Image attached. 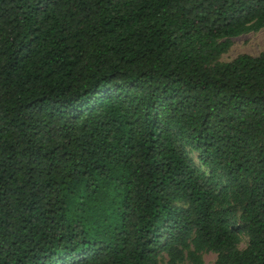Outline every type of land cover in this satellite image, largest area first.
I'll list each match as a JSON object with an SVG mask.
<instances>
[{
    "label": "trees",
    "instance_id": "1",
    "mask_svg": "<svg viewBox=\"0 0 264 264\" xmlns=\"http://www.w3.org/2000/svg\"><path fill=\"white\" fill-rule=\"evenodd\" d=\"M263 28L264 0H0V264H264V52L219 61Z\"/></svg>",
    "mask_w": 264,
    "mask_h": 264
},
{
    "label": "rangeland",
    "instance_id": "2",
    "mask_svg": "<svg viewBox=\"0 0 264 264\" xmlns=\"http://www.w3.org/2000/svg\"><path fill=\"white\" fill-rule=\"evenodd\" d=\"M264 52V28L258 32H252L249 34H244L240 37L234 38L232 40V46L230 49L223 54L219 61L220 62H230L237 58L239 55L248 54L252 56H259ZM197 161V157L194 156ZM249 239L246 235L243 236V241L240 245L241 249L247 247ZM202 264H214L217 260V254L213 252H205L202 255ZM159 264H170L167 254L162 253L159 258ZM180 264H192L190 261H185Z\"/></svg>",
    "mask_w": 264,
    "mask_h": 264
}]
</instances>
